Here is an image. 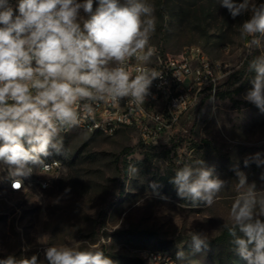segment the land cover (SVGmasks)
<instances>
[{
    "label": "rangeland",
    "instance_id": "374dc122",
    "mask_svg": "<svg viewBox=\"0 0 264 264\" xmlns=\"http://www.w3.org/2000/svg\"><path fill=\"white\" fill-rule=\"evenodd\" d=\"M148 2L154 6L156 17L149 45L174 54L187 46H200L211 59L227 63L230 74L241 70L246 57L264 54V36L256 34L261 46L251 49L249 55L252 36L241 35L240 25L249 14L233 20L228 10L220 7V0ZM254 75L248 77L239 93L226 98L205 97L192 129L175 143L173 137L185 128V121L193 118L194 108L170 138L164 139L165 149L145 154L138 148L124 154L127 174L122 172L124 166L118 157L140 143L132 128L120 129L113 135L81 130L60 133L66 150L60 159L64 168L55 176L42 175L50 182L46 189L11 190L6 166L0 164V259L8 254L20 258L22 247L28 245L26 255L38 254L39 260L47 264L41 248L80 244L102 250L118 264H139L136 259H143V249L190 251L192 230L207 232L209 240L219 235L225 224L231 225L230 209L242 191L235 170L246 172L249 183L255 182L258 190H264V166L253 163L245 167L243 163L246 155L264 154V114L242 99ZM200 159L228 181L210 207H193L190 201L177 196L169 182L178 167ZM130 165L139 169V175L131 173ZM151 182L159 185L155 189L159 195L152 194ZM66 188L71 189L70 193H65ZM125 229L151 234L133 239L117 235ZM224 252L219 249L199 253L191 258V264H220ZM233 262L246 264L240 259Z\"/></svg>",
    "mask_w": 264,
    "mask_h": 264
},
{
    "label": "clouds",
    "instance_id": "9594fccd",
    "mask_svg": "<svg viewBox=\"0 0 264 264\" xmlns=\"http://www.w3.org/2000/svg\"><path fill=\"white\" fill-rule=\"evenodd\" d=\"M220 7L233 20L249 14L240 29L242 37H253L251 55V49L261 46L256 34L264 36V3L220 0ZM154 11L148 0H17L15 7L12 0H0V164L6 166L14 189L23 178L48 167L45 158L64 154L60 133L80 124L82 113L91 116L94 104H117L124 98L145 104L153 81L162 73L142 68L133 77L127 67L132 59L147 64L154 54L149 45L156 30ZM247 70L255 75L242 99L264 114V54L248 61ZM243 163L264 166V154L246 155ZM129 167L134 176L139 175L135 165ZM235 176L242 191L230 209L232 223L224 227L236 255L246 264H264V190L249 183L244 171L236 169ZM169 182L177 196L193 207L212 206L228 183L202 159L178 167ZM149 187L159 195L156 182ZM190 235V251L177 248L175 260L157 254L148 264H191L193 256L209 249L210 240L205 231L192 230ZM21 251L20 258L8 254L0 264H44L38 254L26 255L30 246ZM44 260L118 264L102 250L80 244L48 246Z\"/></svg>",
    "mask_w": 264,
    "mask_h": 264
},
{
    "label": "built area",
    "instance_id": "2783aa9c",
    "mask_svg": "<svg viewBox=\"0 0 264 264\" xmlns=\"http://www.w3.org/2000/svg\"><path fill=\"white\" fill-rule=\"evenodd\" d=\"M16 2L17 0H12L14 7ZM150 47L154 49V54L147 64L132 59L127 67L133 77L137 70L142 68L162 73V78L153 81L145 104L129 103V98H124L117 104L98 102L94 104V113L91 116L82 113L80 124L70 126L61 133L81 130L113 135L120 129L132 128L144 144L161 146L164 139L170 138L171 133L181 124L188 111L199 104L204 93L208 91L210 98H215L221 81L231 75L227 63L211 59L200 46H187L176 54L159 46ZM46 164L48 167L39 168L30 177L23 178V184L18 185L17 189L12 187L8 179L11 190L48 188L50 182L44 176H55L64 166L56 157L46 159ZM45 249L46 247L41 248L40 251L43 253ZM157 254L175 260L174 254L168 249L141 251L147 264L148 260Z\"/></svg>",
    "mask_w": 264,
    "mask_h": 264
},
{
    "label": "trees",
    "instance_id": "16d2710c",
    "mask_svg": "<svg viewBox=\"0 0 264 264\" xmlns=\"http://www.w3.org/2000/svg\"><path fill=\"white\" fill-rule=\"evenodd\" d=\"M252 39H253V37H251L250 41ZM251 59H253V56L248 57L247 60L244 62V65L241 68V70H238L237 72H234L233 74H231L229 79L224 84H222L218 87L217 96H219L220 98H226V97L232 96L235 93H239L240 91H242L245 84L247 83L248 77L250 75H253V73H254V72H249L247 70L248 61H250ZM205 97H210V93L208 91H206L204 93L199 104L197 106L193 107L195 109L193 118L189 119L188 121H185V123H184L185 128L182 131H180V133H178L176 136L173 137L172 143H175L181 137V135L183 133L189 132L192 129V127L195 123L197 109L199 108V105L201 104L202 100ZM93 134H98V133H93ZM138 148L141 149V151H143L145 154H155L156 152L161 151L162 149H165V147L162 145L161 146H152V145L144 144L141 141H140L138 146L128 148L127 150H125V152L121 153L118 157V161L123 163L124 167H123L122 172L124 174H127L128 164H127L126 158H125V160H122L123 155L124 154H132ZM53 157H58L59 159H62L63 154L62 155L53 154V155H51L45 159L53 158ZM150 234L151 233L147 232V231H135V230H131V229H125V230H121V231L117 232V235H119L120 237H123V238H127V239H129V238L133 239V238H137V237H141V236L143 237V236L150 235ZM231 239L232 238L229 235L227 228H225L219 235H217L213 239H210L209 249L205 252L218 251L219 249L224 250L225 251L224 252L225 257L221 261L220 264H234L233 261L235 259H237V260L240 259V261H242L243 259L235 254L234 246L231 244ZM190 240H191V237L189 238V242H190ZM175 253L176 252L173 253L174 256H175ZM136 261L139 264H145V261L143 259H136ZM178 262L180 264H187V262H180V261H178Z\"/></svg>",
    "mask_w": 264,
    "mask_h": 264
}]
</instances>
